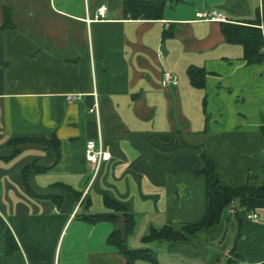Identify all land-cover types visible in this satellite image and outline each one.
<instances>
[{"label":"crops","instance_id":"obj_1","mask_svg":"<svg viewBox=\"0 0 264 264\" xmlns=\"http://www.w3.org/2000/svg\"><path fill=\"white\" fill-rule=\"evenodd\" d=\"M223 23L264 36V0H174L158 20L130 18L124 0H0V264H127L108 241L116 232L152 255L133 264H214L232 248L264 262L257 197L226 209L217 245L145 241L204 218L203 154L229 188L264 167V59L248 62ZM164 71L176 86H162ZM96 104L112 158L94 179Z\"/></svg>","mask_w":264,"mask_h":264},{"label":"trees","instance_id":"obj_2","mask_svg":"<svg viewBox=\"0 0 264 264\" xmlns=\"http://www.w3.org/2000/svg\"><path fill=\"white\" fill-rule=\"evenodd\" d=\"M174 0H124V10L127 16L133 19L158 20L163 19L166 7ZM260 23V22H259ZM258 23V24H259ZM223 32L228 41L239 43L244 46L248 62H260L264 59V36L262 30L256 25H240L223 23ZM203 72L192 70L190 76L196 84H203V79L197 80L198 74ZM197 76V77H196ZM264 137V125L261 126ZM42 143L48 144L46 140ZM48 149L53 150L58 160L61 157L60 143L55 137L51 139ZM205 168L202 173L207 182V209L203 219L195 223H187L179 226L169 224L162 229H152L145 238L146 242H173L201 244L212 239L217 240L221 225L224 223L223 213L233 205L234 200L241 199L245 203L249 197L264 199V167L261 173L250 172L245 186L229 188L221 184L217 173L216 163L207 155L203 154ZM124 211L127 234L133 232L135 219L132 214ZM127 259V264H133L137 259H151L152 255L147 249L131 250L119 232L112 234L108 240ZM224 259V261H223ZM214 264H244L236 249L232 248L227 254L220 253L215 257ZM261 264H264L261 263Z\"/></svg>","mask_w":264,"mask_h":264},{"label":"built area","instance_id":"obj_3","mask_svg":"<svg viewBox=\"0 0 264 264\" xmlns=\"http://www.w3.org/2000/svg\"><path fill=\"white\" fill-rule=\"evenodd\" d=\"M108 11V6L106 4H103L98 9V13L96 15V18H105L106 12ZM208 19V18H207ZM212 20H225L222 13H218L215 16H211ZM262 29L264 28V23L260 26ZM178 84V77L170 72V71H164L163 72V79H162V86L164 88L169 86H176ZM68 98L70 100H74L77 98V96L69 95ZM91 112L95 113L98 118V132L97 137L93 139H89L86 148H85V159L88 163H90L93 166V177L94 179L97 178L100 174L102 165L109 161L112 158L111 148L110 145L107 144L104 140L102 126L100 122V109L98 104H96L95 107L91 108ZM252 219H257L258 214L252 213L249 216Z\"/></svg>","mask_w":264,"mask_h":264},{"label":"rangeland","instance_id":"obj_4","mask_svg":"<svg viewBox=\"0 0 264 264\" xmlns=\"http://www.w3.org/2000/svg\"><path fill=\"white\" fill-rule=\"evenodd\" d=\"M143 233H146V232H143ZM142 235H144V234H142V232H141V234H140V236H142ZM134 241H136V239H134ZM205 241V240H204ZM203 241V239H202V243H209L210 241H207V242H204ZM134 243V242H133ZM201 243V244H202ZM220 243V240H215L214 241V245H217V244H219ZM132 245V244H131ZM137 246L136 247H146V246H150L149 244L148 245H146V244H144V243H142L141 242V238H140V240L138 239V242H137V244H136Z\"/></svg>","mask_w":264,"mask_h":264}]
</instances>
